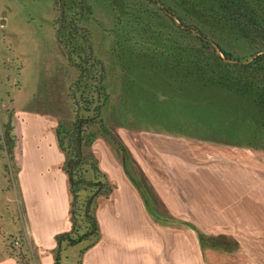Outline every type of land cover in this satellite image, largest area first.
<instances>
[{
  "label": "rangeland",
  "instance_id": "obj_1",
  "mask_svg": "<svg viewBox=\"0 0 264 264\" xmlns=\"http://www.w3.org/2000/svg\"><path fill=\"white\" fill-rule=\"evenodd\" d=\"M160 1L232 59L244 62L263 51L264 0ZM250 63L223 61L196 33L185 32L168 18L154 1L0 0V184L4 176L11 179L15 175V147L11 149L9 142L18 139L15 126L22 117L18 112H45L60 120L70 106L72 122L59 128L73 130L82 110L72 105L69 89L84 75H99L103 68L108 97L102 105L116 107L121 116L103 114V108V123L85 128L84 154L96 157L94 142L111 140L115 154L121 149L123 159L136 161V156L146 161L145 167L153 170L152 180L159 176L170 183L161 156L156 157L144 143L164 144L166 149L174 146L178 194L175 213H171L155 200L153 183L144 178L142 185L153 191L148 196L154 207L149 201L150 214L143 215L138 208L129 215L127 204L120 202L121 184L107 178L113 190L118 189L113 199L98 204L105 239L90 256L83 255V264H134L123 257L122 247H111L113 237H152L154 228L161 234L156 237H175V264H264V114L254 100L258 90L249 88L250 78L243 68ZM80 98L78 92V103ZM134 122L181 136L157 142ZM127 137L137 151L129 150ZM255 141L263 151L233 147ZM216 156L235 162L218 164L213 160ZM170 157L164 165L171 162ZM231 197L233 204L238 202L243 208L231 221L221 210V214L205 210L212 204L226 205ZM9 206L16 210L15 205ZM139 213L138 217L148 216L158 225L145 227L142 235L137 233L127 221ZM199 233L230 237L238 243L237 249L204 252ZM15 241L8 243L9 251L20 264H45L50 259L40 257L34 245L20 241L15 245ZM86 245L65 246L61 264H77ZM56 247L51 251L53 264Z\"/></svg>",
  "mask_w": 264,
  "mask_h": 264
},
{
  "label": "crops",
  "instance_id": "obj_2",
  "mask_svg": "<svg viewBox=\"0 0 264 264\" xmlns=\"http://www.w3.org/2000/svg\"><path fill=\"white\" fill-rule=\"evenodd\" d=\"M115 109L111 108L110 105H106L103 114L112 113L114 118L116 115L121 116ZM42 114L44 115H39V112H32V110L24 113L18 112V115L22 117L17 118L15 131L18 139L14 144L15 148L12 155L16 171L11 179L4 176V181L0 184V201L2 202L0 204V264H20L17 259L11 256L9 251L8 243L13 239H18L22 245L24 243L34 245L38 249L40 257L49 256L50 259L45 264H53L51 251L57 246L56 236L70 231L72 227L71 178L65 169L66 155L61 149L58 136L59 125L65 124L66 126L72 122L70 106L68 113L60 120L50 118L49 114H45V112ZM108 117L106 116V118ZM134 124L137 128H142V131L149 138L155 139L157 142L175 140V137L179 138L181 136L178 133L170 134L159 131V129L141 126L135 122ZM197 140L200 139L197 138ZM110 141L108 139H98L92 145V149L99 161L101 171L109 180L115 181L117 179L121 184L123 192L121 193L120 202L127 204L128 209L131 210L129 215H132V211H137L138 208H141L142 212L140 213L143 215L149 213L147 210L149 201L153 207L154 204L149 200L148 195L153 191L155 192V200L164 203L171 213H175V194H178L175 192V147L170 146L171 148L166 149L164 144L144 143L145 146L152 149L156 157L161 156L160 158L163 159H159V161L169 173L170 183H168L159 176L158 178L155 176V180H152L151 171L153 170L148 167L149 164L147 166L149 169L145 167L147 165L146 161H144L146 163L144 164L136 156V161L127 157L123 159L121 149L118 150V153L116 151L115 154V149L112 148L115 144ZM125 143L129 150L130 147L136 150L135 143L129 137H127V140L125 138ZM117 144L119 143L117 142ZM158 149L160 150L158 151ZM167 156H171V162L164 165V159H167ZM213 160L218 164L223 163L222 165H226L227 161L235 162L225 156H216L213 157ZM213 172H216V170H213ZM144 178H147L151 184L153 183V191L142 185ZM117 189L116 186L109 198L101 196L97 200L96 215L102 238L96 246L87 252L85 257L98 250L105 239L101 227L102 223L99 220L98 204L102 200L110 201L113 199ZM226 192L232 193L231 190ZM235 194L237 196L239 193L235 191ZM231 199L233 197L229 198L230 202L226 205L212 204L213 207L210 206L205 210L214 209L220 214L221 210L225 218L231 221L234 216L238 217L237 212L243 209L238 202L233 204ZM9 205H15L16 210L10 208ZM140 213L135 217L130 216L129 219L133 217V220L127 222L129 226L133 225L136 228L137 233L139 232L142 235L145 232V227L148 230L150 226H157L158 223L150 221L148 216L138 217ZM168 220L175 221L172 218H168ZM151 231H155V233H152L155 234L152 237H148L146 234H144V237H113L115 245L113 244L111 247L117 250L122 247L123 257L131 258L133 260L131 263L134 264H175V237H156L161 234L155 228ZM160 258H163L162 261Z\"/></svg>",
  "mask_w": 264,
  "mask_h": 264
},
{
  "label": "trees",
  "instance_id": "obj_3",
  "mask_svg": "<svg viewBox=\"0 0 264 264\" xmlns=\"http://www.w3.org/2000/svg\"><path fill=\"white\" fill-rule=\"evenodd\" d=\"M179 20L184 23L180 18ZM251 20L257 22L255 19ZM75 24L76 23L72 22V26L75 27ZM259 24L256 23L255 26L262 29ZM202 43L207 46L208 50L214 49L210 44H206L203 41ZM221 50L227 57L233 58L222 48ZM229 65L234 66L231 64ZM236 67H238V65H236ZM243 68L250 78L249 88L258 90L254 100L258 103V106L264 114V54L258 56L252 63H250V65L243 66ZM102 72L96 76L88 74L84 75V77L71 87L70 97L73 100L74 105L76 103V105L81 107L82 113L80 114L76 125H74L73 130L64 128L58 129L60 146L66 155L65 169L71 178L72 227L70 231L60 233L56 236L57 247L54 250V264H61L62 251L65 246L76 247L80 244L87 243L86 247L81 252V258L77 263L82 264L83 255L96 246L102 238L99 221L95 214L97 200L101 196L108 197L112 193L113 188L110 185L107 176L101 171L96 157L94 155L87 156L84 154L87 142L85 135L86 126L96 122L100 124L103 123L101 114L105 104L102 105V103L108 96L104 90V77ZM78 92H81L82 98H80L79 102H82V105L78 103L77 100ZM10 131L7 130L5 138ZM106 133L109 134L108 132ZM240 133L242 135L244 134L242 131H240ZM253 135V137L256 136V134ZM12 140L13 139L11 138L9 142L11 149L15 144L14 140ZM255 143L256 144H246L242 146L234 144L233 147L254 150L255 152L263 151L262 146H259L260 142L255 141ZM83 195H85V198ZM199 238L204 252L210 248L215 251L232 253L238 246V243L234 241V239L226 236L206 237L199 233ZM11 256L17 259V255L14 253H12ZM18 262L20 263V261Z\"/></svg>",
  "mask_w": 264,
  "mask_h": 264
},
{
  "label": "water",
  "instance_id": "obj_4",
  "mask_svg": "<svg viewBox=\"0 0 264 264\" xmlns=\"http://www.w3.org/2000/svg\"><path fill=\"white\" fill-rule=\"evenodd\" d=\"M160 6L163 7L162 3H160ZM62 13H64L63 10H62ZM171 17L173 18L174 22H175L179 27H181V28H183V29L186 28V26H185V25L179 20L178 17L173 16V15H171ZM93 22H94L95 24H97V22H95V21H93ZM97 25H98V24H97ZM194 32H195L199 37H202V35H201L200 33L196 32V31H194ZM210 43H211L212 47L214 48L216 54H217V55H218L223 61H225V62H227V63H236V64H237V63H238V64L242 63V64H248V63L252 62L253 60H255L258 56L264 54V51H262V52H258V53H256V54H254L252 57H250V59H248L247 61L241 62V61H239V60H235V59H232V58L227 57V56L223 53V51L221 50V48L219 47V45H218L216 42H210ZM80 148H81V145H80Z\"/></svg>",
  "mask_w": 264,
  "mask_h": 264
},
{
  "label": "flooded vegetation",
  "instance_id": "obj_5",
  "mask_svg": "<svg viewBox=\"0 0 264 264\" xmlns=\"http://www.w3.org/2000/svg\"><path fill=\"white\" fill-rule=\"evenodd\" d=\"M150 1H154V2L160 7V10H161L162 12H164V14H165L168 18H170V19L173 20V18L171 17V15L175 16V13H174L173 11L169 10V9L165 6V4H163L160 0H150ZM160 3H162L163 7L160 6ZM173 21H174V20H173ZM183 24L186 26V28L183 29V28L180 27L182 30L187 31V32H190V33H195L194 31L197 32L196 29H193L192 27L186 25L185 23H183ZM198 33H200V32H198ZM200 34L202 35V33H200ZM198 37H199V36H198ZM199 38L201 39V41L205 42L206 44H210V45H211V43H210L211 41H210L209 39H207L206 37H204L203 35H202V37H199ZM211 46H212V45H211Z\"/></svg>",
  "mask_w": 264,
  "mask_h": 264
},
{
  "label": "built area",
  "instance_id": "obj_6",
  "mask_svg": "<svg viewBox=\"0 0 264 264\" xmlns=\"http://www.w3.org/2000/svg\"><path fill=\"white\" fill-rule=\"evenodd\" d=\"M14 243H15V245H18V244H19V241H18V240H16Z\"/></svg>",
  "mask_w": 264,
  "mask_h": 264
}]
</instances>
